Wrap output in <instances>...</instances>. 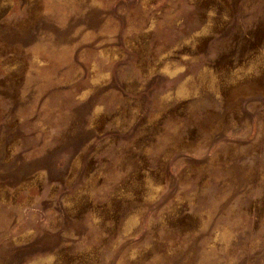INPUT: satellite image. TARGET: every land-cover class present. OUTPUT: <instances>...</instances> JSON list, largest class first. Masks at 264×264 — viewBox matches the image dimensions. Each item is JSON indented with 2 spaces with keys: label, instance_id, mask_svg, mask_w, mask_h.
Masks as SVG:
<instances>
[{
  "label": "rangeland",
  "instance_id": "rangeland-1",
  "mask_svg": "<svg viewBox=\"0 0 264 264\" xmlns=\"http://www.w3.org/2000/svg\"><path fill=\"white\" fill-rule=\"evenodd\" d=\"M0 264H264V0H0Z\"/></svg>",
  "mask_w": 264,
  "mask_h": 264
}]
</instances>
